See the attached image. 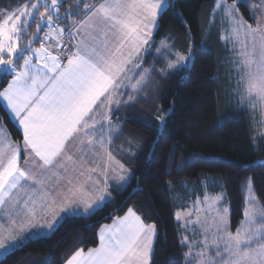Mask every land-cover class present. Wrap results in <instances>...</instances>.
<instances>
[{"label":"snow or ice","instance_id":"obj_1","mask_svg":"<svg viewBox=\"0 0 264 264\" xmlns=\"http://www.w3.org/2000/svg\"><path fill=\"white\" fill-rule=\"evenodd\" d=\"M63 3L28 0L17 12L0 18V68L13 77L0 91V99L22 131L23 141L22 145L7 139L0 143V250L5 253L39 236L42 229L30 230L49 212L47 230H52L60 212L80 211L73 205L83 204L82 212L88 214L97 201L105 199L109 172L127 171L105 150L107 138L122 127L113 125L111 117L121 107L131 108L138 102L153 73L163 76L185 65L194 54V45L187 54L171 52L174 42L168 45L167 37L160 42L156 57L161 58L163 49L174 60L159 70L155 64L144 67L152 55L159 18L170 6L168 0H79L61 15ZM217 7L231 18L232 30L225 39L241 46L240 59L234 61L239 73L238 103L264 112V23L258 21L255 28L247 25L237 17L235 7L223 0ZM73 15L83 19H70ZM32 24L36 31L29 33ZM29 34L32 39L22 46V37ZM53 35L59 37L55 50L45 43ZM65 39L74 43L65 45ZM34 43L40 46L33 48ZM153 119L166 123L167 114ZM22 157L28 158L25 165L36 162V167L22 166ZM121 181L128 179L121 176ZM245 183L248 207L242 226L232 234L217 212L211 245L207 237L196 245L187 236L179 239V246L189 249L182 253L184 264H264V208L256 207L251 183ZM90 188L101 193L96 200L88 199ZM222 199L206 197L205 202L213 206ZM176 219H181L179 213ZM189 223L195 226L200 221L188 214L184 227ZM157 234L154 224H145L129 208L101 230L99 247L86 253L83 248L77 250L66 264H154ZM196 246L203 251L193 252Z\"/></svg>","mask_w":264,"mask_h":264},{"label":"trees","instance_id":"obj_2","mask_svg":"<svg viewBox=\"0 0 264 264\" xmlns=\"http://www.w3.org/2000/svg\"><path fill=\"white\" fill-rule=\"evenodd\" d=\"M213 1L169 2L170 6L159 18L154 46L167 37H170L168 43L174 42V49L181 52L194 45L193 57L188 60L190 65L163 76L153 73L138 102L131 108L121 107L113 116L122 127L112 139V148L132 173L128 184L113 189L111 198L90 215L68 216L50 235L33 238L23 248L9 251L0 258V264H65L77 250L96 247L101 226L122 216L129 208L145 223L156 226L152 262L184 264L182 253L186 247L178 244L181 226L175 217L179 203L202 195L205 190L211 193L225 190L231 204L230 228L236 231L244 216L242 185L251 177L264 207V140L254 145L251 118L247 112L233 107L227 79L222 73L224 52L219 31H211L209 25ZM78 2L70 0L60 10L65 12ZM26 3L28 0H0V14ZM239 8L253 21L244 4L240 3ZM35 27L32 24L29 33ZM30 37L24 35L22 46ZM165 58L164 55L157 59L152 50L144 67L155 64L158 70L165 68ZM11 77L0 73V91ZM165 114L166 123L154 121L153 118L158 120ZM149 122L151 126H147ZM2 124L16 141L22 142L19 129L0 101Z\"/></svg>","mask_w":264,"mask_h":264},{"label":"rangeland","instance_id":"obj_3","mask_svg":"<svg viewBox=\"0 0 264 264\" xmlns=\"http://www.w3.org/2000/svg\"><path fill=\"white\" fill-rule=\"evenodd\" d=\"M168 1L173 2L174 0H168ZM33 2H36V0H34ZM218 2H219V0L213 1L212 10L210 12L209 25H210L211 31H213V30L219 31V42H220L221 47H222L223 52H224L223 60L221 59L222 60L221 65L223 66L224 72H222V71L221 72L225 76V81L227 79L228 93L231 96L230 98L233 100L234 105H235L233 107L238 109V110H241V111L243 110V111L247 112V114L251 118V123H252L251 126H252V130H253L252 131L253 142H254V145L258 146L262 142V140H264V124L261 123V121L264 120V112H261L259 108H257L255 111H253L250 107H241L240 104L238 103L239 96L236 95L235 93L237 91L236 84H237V80L239 78V73L237 71H235L237 64L234 63V61H238L240 59L239 53L241 51V46H240V43H238L236 41L225 39V37L232 30L231 18L225 14V12L222 8L217 7ZM223 3H225L227 5L234 6L236 9L237 17L242 19L247 25H251L253 28H255L257 26L258 21H260L261 23H264V0H239V2H238V0H234V1L223 0ZM240 3L247 5L246 7L248 8V10L250 12V16L252 17L253 21H249L244 16L243 12L239 8ZM18 9L19 8L15 9V10H11V11H4L3 13L0 14V18L6 17V15H11V14L17 12ZM60 13H61V15L64 14V12H62L61 10H60ZM53 38H55V35H53ZM22 40H24V36L22 37ZM153 40H154V38H153ZM160 42H158L156 46H152V50H154V52H157V49L161 48ZM45 43H46V46L50 47V49L53 50V48L51 46L52 42H45ZM166 43L170 46L172 45V43H168V41H166ZM39 46H40V44H36L33 46V48H38ZM248 48H249V50L251 49V44L248 45ZM170 50L173 53L178 51L182 54H187V52L189 51L188 50L186 52H184V51L181 52L179 50H175L174 46H172ZM161 53H162L161 56L163 58H164V55L166 56L165 61L167 63L170 60H174V56H169L168 52H164L163 49H161ZM20 63H22V60L20 61ZM188 65H190L189 61H187V63L185 65L180 66L176 70H179L182 67H185ZM3 72H4L3 69L0 68V73L2 74ZM0 130H2V131L5 130L6 133H9L7 127L4 124H2L0 126ZM129 173H131V171L129 172L128 170L125 172H120L118 170L110 171L109 175H108L109 176V183L107 186L111 187L114 184L116 187H122V188L125 187L131 178L128 176ZM121 176L126 177L128 179V182L127 183L122 182ZM245 181H250V183H251L253 195H255V197L257 198L256 207L257 208H264L263 205L261 204L260 200L258 199L255 191H254V187H253L251 177H248L247 180H245ZM242 190H244V197H245L244 211H245V209L248 207V205H247L248 185L245 182L242 185ZM192 194H194V193H192ZM111 196H112L111 194L108 195V197L106 199H104V201L106 202L107 200H109L111 198ZM218 196H222L223 199L221 202L216 203L213 206H210V203L205 202L206 197L209 198V200H210L211 198H215ZM105 202L101 203L100 206H102ZM230 206H231V204L228 200V197H227L225 190L219 191L218 193H211V192H208L205 190L202 195H198L196 197H191L187 201H185L184 203L183 202L179 203L175 207V217H176L177 213H179V215L181 217V219L179 221L177 220L181 226L180 237L187 236L189 241L193 245H196L197 242L205 241V238L207 237V242L209 245H211L213 239H215V234L217 232V225L215 223V220L218 219L217 212H219V214L224 217L225 221H227L228 226H229V231L232 234H235L236 231H232L230 228V219H231V217H230L231 207ZM96 209H94L92 211V213ZM188 214H190L191 220L195 221V220L199 219L200 223L196 224L195 226H193L191 223H189L188 227L185 228L184 224L186 222ZM243 220H244V216H243V219L241 220L240 226L238 228H240L242 226ZM205 229H207V231H205ZM188 250L189 249L186 248V252H188ZM192 250H193V252L203 251V249L199 246L193 247ZM8 252L5 253L3 250H0V258L3 257L4 255H6ZM211 255L213 256V258H215L214 253H211Z\"/></svg>","mask_w":264,"mask_h":264},{"label":"crops","instance_id":"obj_4","mask_svg":"<svg viewBox=\"0 0 264 264\" xmlns=\"http://www.w3.org/2000/svg\"><path fill=\"white\" fill-rule=\"evenodd\" d=\"M99 2V0L96 2V3H98ZM168 4H169V1H168ZM167 6V5H166ZM80 19H83V17L82 18H80ZM67 35V33H65V36ZM154 37V36H153ZM77 38H79V37H77ZM59 39V37H56L55 36V38H53L52 39V48H53V50H55V45H56V43H57V40ZM64 43H65V45H71V44H73L74 43V41H69V40H67V39H65V41H64ZM65 50H67V49H65ZM13 79V77H11L10 78V81L8 82V84L11 82V80ZM8 86V85H7ZM6 86V87H7ZM5 87V88H6ZM0 101H1V103H2V105L4 106V108L6 109V111H7V113H8V110H7V108H6V104H5V102H3V100L2 99H0ZM9 114V113H8ZM10 116V115H9ZM11 118V117H10ZM15 124H16V126H17V128H18V125H17V122L15 121V120H12ZM111 123L113 124V125H120V122L119 121H117L115 118H113V117H111ZM19 129V128H18ZM118 129H119V127H117V128H115L114 129V131H113V134H112V136H110V137H108L107 139H108V142L105 144V150L106 151H110L111 153H112V155H113V157L115 158V160H117V161H119L121 164H123L124 165V163L115 155V152H114V150H113V148H112V139L114 138V136L116 135V132H119L118 131ZM20 131V133H21V135H22V131L21 130H19ZM5 139H7V140H10L13 144H18V145H22V142H19V141H16L13 137H12V135L10 134V133H6V131L4 130V131H2V130H0V143H2ZM25 159H28V158H26V157H22V159H21V164H22V166H26V167H36V162H33V163H30L29 165H25L24 164V160ZM125 166V165H124ZM125 169L126 170H128L129 172H130V169L128 168V167H126L125 166ZM114 170H118V171H120L119 170V168H116V169H114ZM113 170V171H114ZM121 172V171H120ZM132 177V176H131ZM131 179V178H130ZM130 181V180H129ZM108 183H109V176H108ZM122 187H116L114 184H113V186H111V187H108L107 186V188H106V190H105V192L103 193V195L105 196V199L108 197V195H110L111 193H112V190L113 189H121ZM124 188V187H123ZM90 195H89V197H88V199H90V200H96V197L97 196H99V195H101V193H99V192H97L96 191V189L95 188H90ZM103 202H105L104 200L103 201H97L96 202V204L94 205V207H93V209H92V211L94 210V209H96V208H99V206H100V204L101 203H103ZM73 207H78L79 209H80V211H76V212H74V213H64V212H60L59 213V216H58V218H57V223L55 224V226H54V228L52 229V230H47V221H49V220H51V218H52V213L51 212H49L48 214H47V216H45V217H43V218H41L40 219V221H39V223L34 227V228H32L30 231H32V232H35L36 230H37V228H40V229H42V231H41V233H40V235L39 236H34L33 238H39V237H42V236H47V235H50L56 228H57V226L60 224V222L64 219V218H66V217H68V216H72V215H90L91 213H92V211L90 212V213H88V214H83V212H82V209H83V204H79V205H73ZM127 214V212H125L122 216H120V217H123L124 215H126ZM137 214V213H136ZM138 215V214H137ZM118 217H116V218H114V220H116ZM113 220V221H114ZM113 221L112 222H110V223H108V224H104V225H102L101 226V228L99 229V231H98V238H99V234H100V232H101V230L105 227V226H107V225H111L112 223H113ZM144 221V220H143ZM145 223V222H144ZM145 224H147V223H145ZM32 238V239H33ZM7 243H10V242H7ZM99 243H100V241H99ZM96 247H99V244L96 246ZM96 247H93V248H96ZM187 248V247H186ZM14 248H9V250L8 251H11V250H13ZM87 252V250H85V253ZM74 255V254H73ZM72 255V256H73ZM153 255V254H152ZM71 256V257H72ZM70 257V258H71ZM65 264H66V262H65Z\"/></svg>","mask_w":264,"mask_h":264},{"label":"water","instance_id":"obj_5","mask_svg":"<svg viewBox=\"0 0 264 264\" xmlns=\"http://www.w3.org/2000/svg\"><path fill=\"white\" fill-rule=\"evenodd\" d=\"M70 0H64V3H63V5L65 4V3H67V2H69ZM38 23H39V21H38ZM36 31V27H35V30H34V32ZM40 35H41V33H40ZM32 39V37H30L29 38V40H31ZM28 40V41H29ZM28 41H26V43L28 42ZM36 43H34L33 45H32V47L35 45Z\"/></svg>","mask_w":264,"mask_h":264},{"label":"built area","instance_id":"obj_6","mask_svg":"<svg viewBox=\"0 0 264 264\" xmlns=\"http://www.w3.org/2000/svg\"><path fill=\"white\" fill-rule=\"evenodd\" d=\"M45 31H46V29H45ZM41 35H42V38H43V35H44V33L42 32V34H41Z\"/></svg>","mask_w":264,"mask_h":264}]
</instances>
